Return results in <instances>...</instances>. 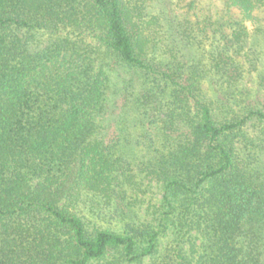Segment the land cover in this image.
Segmentation results:
<instances>
[{"label": "trees", "instance_id": "obj_1", "mask_svg": "<svg viewBox=\"0 0 264 264\" xmlns=\"http://www.w3.org/2000/svg\"><path fill=\"white\" fill-rule=\"evenodd\" d=\"M141 4L0 0V264H92L112 250L128 264H264V0H232L240 18L218 17L189 65L149 46ZM78 27L156 75L136 103L157 128L139 173L162 186L160 229L124 202L136 175L119 129L106 137L107 74L67 36L33 39Z\"/></svg>", "mask_w": 264, "mask_h": 264}, {"label": "rangeland", "instance_id": "obj_2", "mask_svg": "<svg viewBox=\"0 0 264 264\" xmlns=\"http://www.w3.org/2000/svg\"><path fill=\"white\" fill-rule=\"evenodd\" d=\"M132 1V0H130ZM147 14L144 26L149 46H155L157 51L172 49L173 54L183 57L189 65L195 58L197 42L207 47L213 33L215 20L224 16L226 18H240V11L232 4V0H140ZM209 19V22L207 21ZM252 29V23L247 22ZM55 36H67L77 42L81 47V53L88 56L94 64V70L105 72L109 82L106 89V107L103 118L106 119L105 127L107 139H113L121 135V146L123 152L132 164L133 173L137 186L131 187L127 193L130 215L134 221L149 222L155 229H160L158 221L162 213V186L155 180L146 178L139 173L143 163L148 160L157 147V128L152 124V118L145 119L141 115V109L136 100L141 97L144 90L145 76L151 80L156 75L153 73L143 75L140 71L123 66L113 54L108 52L105 44L99 38V32L86 27L62 29L60 33L50 34L43 31L33 35V39L44 45ZM183 39V40H182ZM187 41L190 46H184ZM262 47L264 49V42ZM180 48V49H179ZM264 54V53H263ZM159 55V54H158ZM161 55V54H160ZM159 55V56H160ZM158 57V56H157ZM264 64V55H263ZM160 69L155 68V72ZM253 88L252 84L247 85ZM257 126L255 123L254 127ZM254 133V129H252ZM157 143V144H156ZM120 221L116 218L106 227L118 228ZM117 226V227H116ZM171 239L169 231L161 233L158 245L159 256L166 243ZM152 258L145 259L142 264H149ZM92 264H128L115 251H109L99 261ZM132 264V263H131Z\"/></svg>", "mask_w": 264, "mask_h": 264}]
</instances>
